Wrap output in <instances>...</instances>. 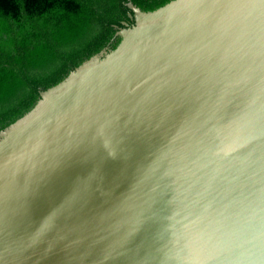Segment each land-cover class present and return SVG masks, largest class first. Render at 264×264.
Wrapping results in <instances>:
<instances>
[{
    "label": "water",
    "instance_id": "1",
    "mask_svg": "<svg viewBox=\"0 0 264 264\" xmlns=\"http://www.w3.org/2000/svg\"><path fill=\"white\" fill-rule=\"evenodd\" d=\"M130 8L0 132V264H264V0Z\"/></svg>",
    "mask_w": 264,
    "mask_h": 264
},
{
    "label": "trees",
    "instance_id": "2",
    "mask_svg": "<svg viewBox=\"0 0 264 264\" xmlns=\"http://www.w3.org/2000/svg\"><path fill=\"white\" fill-rule=\"evenodd\" d=\"M174 0H0V132L41 93L105 48L115 50L134 4L145 12Z\"/></svg>",
    "mask_w": 264,
    "mask_h": 264
}]
</instances>
